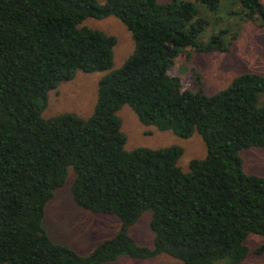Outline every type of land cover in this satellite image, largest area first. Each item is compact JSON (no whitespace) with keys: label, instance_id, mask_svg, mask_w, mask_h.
I'll use <instances>...</instances> for the list:
<instances>
[{"label":"trees","instance_id":"obj_1","mask_svg":"<svg viewBox=\"0 0 264 264\" xmlns=\"http://www.w3.org/2000/svg\"><path fill=\"white\" fill-rule=\"evenodd\" d=\"M0 0V264H106L121 256H168L183 264H241L250 235L264 237V177L245 172L240 152L264 149V76L245 72L214 94L183 88L169 73L185 50L228 53L231 27L202 35L205 12L223 0ZM243 22L264 27L260 0H237ZM119 19L134 50L110 71L116 38L83 25ZM227 37H229L227 39ZM77 72H108L86 119H44L49 93ZM128 106L145 126L201 137L203 159L178 165L172 146L125 150L117 112ZM73 172L74 203L120 221L115 236L86 256L54 243L42 226L45 209ZM151 212L152 247L129 229ZM264 254V243L254 249Z\"/></svg>","mask_w":264,"mask_h":264},{"label":"rangeland","instance_id":"obj_2","mask_svg":"<svg viewBox=\"0 0 264 264\" xmlns=\"http://www.w3.org/2000/svg\"><path fill=\"white\" fill-rule=\"evenodd\" d=\"M102 4V0H97ZM166 3L171 0H157ZM264 5V0H260ZM217 12H205L210 25L202 39L224 27H231L238 36L231 44L228 53H195L185 49L170 67L169 73L181 79L183 88L197 91L195 75L202 80V91L214 94L225 89L239 74L245 72L264 76V27L257 22H243L239 16L228 15L230 11L238 12L237 0H223ZM84 26L98 30L116 38L113 52V64L110 71L119 69L134 50V42L130 32L115 17L102 20L86 19ZM229 37H227L228 39ZM108 72H77L73 80L63 82L51 91L48 104L42 113L49 119L65 113H73L81 118L92 115L97 102L98 82ZM117 116L121 120V132L126 138L125 150L130 152L138 148L151 150L172 146L181 147L183 153L178 165L183 172L189 171V163L194 159L206 156V147L197 134L182 138L173 131H159L153 126L143 125L128 107L123 106ZM243 168L246 173L264 177V149L251 148L240 152ZM73 172L69 170L64 186L57 189L46 206L42 226L54 243L66 245L82 256L88 255L94 247L104 239L116 235L120 221L112 215L91 213L77 206L71 197ZM151 212L144 213L130 227L129 235L136 245L152 247L153 234L149 229ZM264 243V237L250 235L246 240L251 252L241 264H264V254H254V249ZM106 264H183L168 256L141 260L129 256H121L114 262Z\"/></svg>","mask_w":264,"mask_h":264},{"label":"crops","instance_id":"obj_3","mask_svg":"<svg viewBox=\"0 0 264 264\" xmlns=\"http://www.w3.org/2000/svg\"><path fill=\"white\" fill-rule=\"evenodd\" d=\"M109 239V238H108ZM105 240V239H104ZM103 241V240H102Z\"/></svg>","mask_w":264,"mask_h":264}]
</instances>
